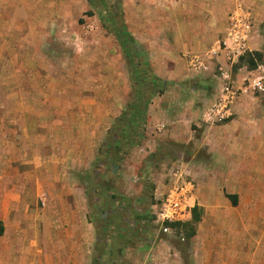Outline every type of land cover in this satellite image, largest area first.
Returning <instances> with one entry per match:
<instances>
[{
    "label": "rangeland",
    "instance_id": "1",
    "mask_svg": "<svg viewBox=\"0 0 264 264\" xmlns=\"http://www.w3.org/2000/svg\"><path fill=\"white\" fill-rule=\"evenodd\" d=\"M227 10L191 17L179 0H0V169L64 178L58 189L76 209L58 214L57 264H264V95L235 100L248 109L235 141L200 115L221 92L219 62L229 64L227 51L208 58L231 45ZM259 24L251 16L231 68L236 86L264 66ZM248 53L256 66L241 59ZM197 56L207 69L191 65ZM191 107L194 121L184 116ZM168 198L178 205L163 221Z\"/></svg>",
    "mask_w": 264,
    "mask_h": 264
},
{
    "label": "crops",
    "instance_id": "2",
    "mask_svg": "<svg viewBox=\"0 0 264 264\" xmlns=\"http://www.w3.org/2000/svg\"><path fill=\"white\" fill-rule=\"evenodd\" d=\"M179 2L181 8L185 10L186 16L208 17L220 14L225 16L227 9L235 11L242 5L249 9L254 19H257L259 26L260 22H264V0H179ZM253 45L257 50L262 49L263 40H257ZM218 65L229 68L228 64L221 61ZM245 68L240 67L236 75L242 78ZM216 78L219 77L216 76ZM239 99L241 100V98ZM239 101L237 100L233 104V116L226 120L224 125H216L220 123L212 125L204 122V111L208 105L203 112H200L206 128L213 130L233 129L234 132H232L235 136L231 140L240 139L243 132L242 114L247 113L248 109L246 107L242 109L239 106ZM196 109L191 107L189 112L184 114L185 118L194 121ZM260 111L263 115V123L264 106H261ZM193 123L195 125L198 122ZM194 139L191 137V140ZM263 142L262 145L264 146ZM261 160H264V154ZM7 161L10 162L12 159L9 158ZM25 162L32 163L34 161L28 159ZM261 167L264 170V164ZM46 172V170L37 167L0 169V228H3V233L0 234V264L58 263L56 259L59 236L55 231V226L59 220L58 214L61 212L60 210H67L69 207L76 209V206L72 205L74 201L72 192L70 193L65 188L58 189L60 185L65 186L64 178L60 179L58 175L51 176ZM238 175L244 174L239 172ZM40 201L43 207L40 206ZM76 204L79 205L78 200ZM43 226L47 231L43 230Z\"/></svg>",
    "mask_w": 264,
    "mask_h": 264
},
{
    "label": "built area",
    "instance_id": "3",
    "mask_svg": "<svg viewBox=\"0 0 264 264\" xmlns=\"http://www.w3.org/2000/svg\"><path fill=\"white\" fill-rule=\"evenodd\" d=\"M251 12L245 6H239L230 15V28H229V40L230 46H227V41L223 42L224 48L222 50L221 45L217 49H213L209 54V59L219 57V53L227 51L229 57V69L224 66H220V76L218 79L223 81L221 92L219 96L206 108L204 111L203 120L207 124L220 123L229 120L233 116V104L235 100L244 93L251 95H264V66H258L256 73L243 80L241 86H236L235 81L232 79L231 68L235 63L237 56L244 52L247 47L251 27ZM191 65L194 68L201 69L206 68V61L201 60L198 56L191 58ZM180 196L182 200L187 198V188H181ZM168 204H164V212L160 213L163 221H169L174 219L175 208L178 204L173 203L168 198ZM175 205V206H174Z\"/></svg>",
    "mask_w": 264,
    "mask_h": 264
},
{
    "label": "trees",
    "instance_id": "4",
    "mask_svg": "<svg viewBox=\"0 0 264 264\" xmlns=\"http://www.w3.org/2000/svg\"><path fill=\"white\" fill-rule=\"evenodd\" d=\"M121 42L123 43V39L121 40ZM253 54H244L243 56H241V59H245V57L246 56H248V57H250V60H251V64L253 65V67L254 66H256L257 65V63L255 62L256 61V59H253V57H251ZM150 84H157V82H149ZM137 86H139V85H136V88H137ZM146 87V86H145ZM156 89V88H155ZM157 90V89H156ZM147 106H148V104H146L145 105V108H144V112L145 111H147ZM139 111L141 112V109H137V112L134 114V116L136 117V115L139 113ZM144 112H141V117H143V115L146 113H144ZM126 115H128V113H126ZM143 118H145V116L143 117ZM134 120V119H133ZM133 122V121H132ZM134 123V122H133ZM132 125V124H131ZM129 127V126H128ZM129 129L130 130H132V127L130 128L129 127ZM134 131H136V128H134ZM227 198L228 199H230L231 200V202L233 203V204H235L236 205V203H237V198H238V196L236 195V194H227ZM201 212H200V208H199V206H195L193 209H192V220L194 221V222H199V221H201ZM178 223H180V222H178ZM168 225L170 224V223H167ZM1 233H3V228L1 227L0 228V234Z\"/></svg>",
    "mask_w": 264,
    "mask_h": 264
}]
</instances>
